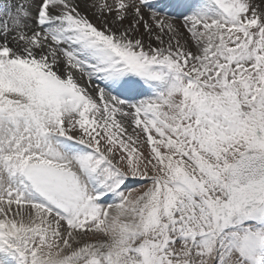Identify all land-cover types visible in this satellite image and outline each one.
Instances as JSON below:
<instances>
[{"label":"snow or ice","instance_id":"obj_1","mask_svg":"<svg viewBox=\"0 0 264 264\" xmlns=\"http://www.w3.org/2000/svg\"><path fill=\"white\" fill-rule=\"evenodd\" d=\"M0 264H264V0H0Z\"/></svg>","mask_w":264,"mask_h":264}]
</instances>
